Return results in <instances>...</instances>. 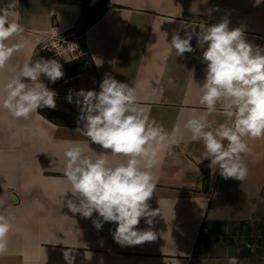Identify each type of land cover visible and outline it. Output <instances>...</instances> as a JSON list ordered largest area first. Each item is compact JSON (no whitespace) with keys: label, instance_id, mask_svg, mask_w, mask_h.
Masks as SVG:
<instances>
[{"label":"crops","instance_id":"crops-1","mask_svg":"<svg viewBox=\"0 0 264 264\" xmlns=\"http://www.w3.org/2000/svg\"><path fill=\"white\" fill-rule=\"evenodd\" d=\"M9 2L0 0V7ZM96 2L19 0L16 18L25 31L9 43H27L0 70V88L12 67L43 58L37 49L45 38L74 34L86 8ZM224 18L230 29L243 27L246 41L264 50V0H106L101 18L84 31L85 52L79 60L62 69L65 74L55 83L41 76L57 94L54 109L42 108L47 118L38 111L27 120L14 118L0 108V215L12 225L0 264H67L65 251H71L74 264H198L204 232L210 229V235H217L213 222H248L264 179V138L247 141L249 152L242 155L248 176L243 182L225 179L212 168L210 159L203 158L202 142L191 140L184 129L188 118L206 111L199 104V86L206 75L202 52L207 45L200 49L194 35V51L183 56L168 45L174 33L184 38L188 31L198 33L200 22L211 26ZM106 76L136 86L139 103L150 109L151 119L169 131L175 125L185 133L158 167V184L148 201L151 209L160 208L151 226L156 239L135 246L115 242L116 223L101 220L102 229L97 230L93 221L101 219L98 213L84 218L62 203L61 192L68 187L63 175L65 142H80L93 158L95 153H110L76 130L69 116L78 120L77 97L73 94L69 103L66 96L70 90L99 92ZM217 109L208 119L225 122L220 105ZM123 159L109 157L114 164ZM70 198L68 193L65 200ZM225 211L244 216H225ZM145 220L141 218L138 229H149ZM232 256L249 259L240 258L239 252Z\"/></svg>","mask_w":264,"mask_h":264},{"label":"clouds","instance_id":"clouds-1","mask_svg":"<svg viewBox=\"0 0 264 264\" xmlns=\"http://www.w3.org/2000/svg\"><path fill=\"white\" fill-rule=\"evenodd\" d=\"M18 8L19 0L0 7V70L7 68L27 43H9L25 31L16 18ZM229 23L227 18L211 26L202 21L198 33L188 31L184 38L174 33L168 45L177 56L194 51L190 43L194 35L200 49L207 45L202 52L206 75L199 86V104L206 111L188 118L184 129L191 140L202 142L203 158L210 159V166L218 168L223 178L243 182L248 176L242 155L249 152L247 141L264 138V50L246 41L243 27L230 29ZM11 73L0 88V108L14 118L27 120L39 108L56 107V92L41 82L42 75L51 83L63 78L62 65L56 59L41 58L34 63L26 59L12 67ZM73 94L80 113L76 130L110 153H95L93 158L85 154L80 142H65L63 175L68 187L61 192L62 203L84 218L98 213L101 219L93 221L97 230L102 229L101 220L116 223L112 235L121 246L155 240L151 226L160 208L151 209L148 201L158 184V167L185 133L175 125L169 131L151 119L150 109L139 103L136 86L111 76L102 80L99 92L70 90L66 96L69 103ZM217 105L226 118L223 123L208 119L217 113ZM109 157L124 159L114 164ZM68 193L72 198L65 200ZM141 218H146L149 229L137 228ZM11 228L7 218L0 215V256L8 251ZM64 258L67 264H74L71 251H65ZM228 264L240 262L230 256Z\"/></svg>","mask_w":264,"mask_h":264},{"label":"rangeland","instance_id":"rangeland-1","mask_svg":"<svg viewBox=\"0 0 264 264\" xmlns=\"http://www.w3.org/2000/svg\"><path fill=\"white\" fill-rule=\"evenodd\" d=\"M58 62L62 65L63 70L67 69L71 65V63L67 62L64 57ZM73 64L74 63H72V65ZM259 189L260 196L256 212L250 219H248L247 228H234L231 225L223 226L224 228L220 226V229H218L219 231L216 233V236L212 234L210 235V229L207 232H204L205 237H203L202 241H200V244L204 247L199 250L198 264H228V259L226 257L238 254V252H240V249L242 248L240 247V245L246 243V239H239L237 234L245 235L246 230H248L253 234L252 236H259V234L261 233L260 226L264 224V179H262L259 185ZM226 213L234 217H236L237 215L244 216V214L242 213L235 214L230 211H225V216H228ZM247 214L248 212L245 213V215ZM232 242H234L235 244ZM239 242H241V244ZM256 248H258L257 245H255L251 250L249 259H246L245 261L240 260V264H264V253H258L256 251ZM261 251L264 252V250Z\"/></svg>","mask_w":264,"mask_h":264},{"label":"trees","instance_id":"trees-1","mask_svg":"<svg viewBox=\"0 0 264 264\" xmlns=\"http://www.w3.org/2000/svg\"><path fill=\"white\" fill-rule=\"evenodd\" d=\"M105 8H106V0H97V2L95 3L94 6L86 8V10L84 11V13L82 15V20L80 21V23L75 28L76 36L81 37L83 39L84 31L86 30V28L101 18V16L105 12ZM83 52H85V51L83 50ZM82 61H83V59H82ZM37 111L40 115L47 118L45 116L42 108H39ZM69 119L72 120V122L78 127V120H76L75 118H73L71 116H69ZM247 224H248V222H241L239 224L233 223V222L232 223H229V222H213L212 225H214V228H215L213 233L216 234L218 229H220V226L231 225L234 228L235 227L236 228H241V227L247 228ZM206 225L207 224L204 222V224L202 225V229ZM260 232L261 233L259 234V236H252L253 234L251 232H249L248 230H246L245 235L237 234L239 239H241V240L243 238L246 239L245 240L246 243H244L243 245L241 244V242H239L242 245V246L240 245V247H242L240 249V252H239L240 258H245V259L249 258L251 250L253 249V247L255 245H257V247H258V248H256V251L258 253H264L261 251V250H264V224H262L260 226ZM255 237H258V238H255ZM241 240H239V241H241Z\"/></svg>","mask_w":264,"mask_h":264},{"label":"built area","instance_id":"built-area-1","mask_svg":"<svg viewBox=\"0 0 264 264\" xmlns=\"http://www.w3.org/2000/svg\"><path fill=\"white\" fill-rule=\"evenodd\" d=\"M82 38L76 36L75 32L68 33L62 37L45 38L38 46V53L43 59H56L60 61L63 57L69 63H75L84 54Z\"/></svg>","mask_w":264,"mask_h":264},{"label":"water","instance_id":"water-1","mask_svg":"<svg viewBox=\"0 0 264 264\" xmlns=\"http://www.w3.org/2000/svg\"><path fill=\"white\" fill-rule=\"evenodd\" d=\"M207 182V173H206V170H204V173H203V184L205 185Z\"/></svg>","mask_w":264,"mask_h":264}]
</instances>
